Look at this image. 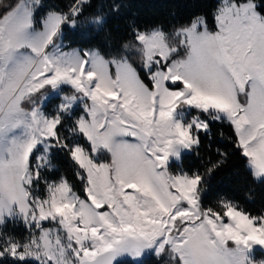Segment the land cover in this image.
I'll use <instances>...</instances> for the list:
<instances>
[{"label": "snow or ice", "instance_id": "obj_1", "mask_svg": "<svg viewBox=\"0 0 264 264\" xmlns=\"http://www.w3.org/2000/svg\"><path fill=\"white\" fill-rule=\"evenodd\" d=\"M87 3L40 15L43 0H0V264H142L147 253L264 264V214L203 202L223 159L173 169L212 121H227L264 181V0H216L211 24L132 26L113 54L64 43L66 27L106 22L83 18ZM57 152L76 166L79 191L45 176ZM10 222L27 235L6 231Z\"/></svg>", "mask_w": 264, "mask_h": 264}, {"label": "trees", "instance_id": "obj_2", "mask_svg": "<svg viewBox=\"0 0 264 264\" xmlns=\"http://www.w3.org/2000/svg\"><path fill=\"white\" fill-rule=\"evenodd\" d=\"M43 3L47 7L67 11L73 0H43ZM117 4L119 11H113V6ZM215 4L216 0H88L83 18L103 13L106 22L102 27L92 25L78 26L75 29L66 27L64 40L68 47H96L103 54H113L121 49L123 42L131 39L132 26L140 28L161 26L171 30L188 23L198 15L206 16L211 24ZM65 91L70 89L66 87ZM49 105H46V108ZM78 110L76 109V113ZM210 129V134H201L199 148L182 156L179 167L189 172H204L212 163L223 159V164L208 177L203 202L216 207L218 200L226 198L252 214H263L264 181L254 179L247 168L246 158L235 146L233 126L227 121H212ZM222 153L226 155L222 156ZM53 163L56 167L45 172L46 175L52 179L66 176L79 191L81 184L75 176L76 166L71 158L66 153L57 152ZM5 230L18 237L27 235L22 223L10 222ZM141 262L166 264L165 257H157L155 254L144 257Z\"/></svg>", "mask_w": 264, "mask_h": 264}, {"label": "rangeland", "instance_id": "obj_3", "mask_svg": "<svg viewBox=\"0 0 264 264\" xmlns=\"http://www.w3.org/2000/svg\"><path fill=\"white\" fill-rule=\"evenodd\" d=\"M44 4V3H43ZM48 10H59V9H57V8H55V7H52V6H49V7H47V5H45L44 4V7L40 10V15H43L45 12H47ZM97 15V14H96ZM93 15H91V16H89V17H92ZM95 16V15H94ZM105 16V15H104ZM64 43L66 44V42H65V40H64ZM73 48H81V49H97L96 47H80V46H75V47H73ZM67 92V91H66ZM58 97V99H55V98H57ZM60 103V97L59 96H51L50 97V99L49 100H47L46 102H45V104L46 105H49V107L48 108H46V110L48 111V112H54L55 110H56V108H57V105ZM77 109H79V108H77ZM81 114V110L79 109L78 110V112L76 113V115H80ZM182 160V159H181ZM175 164H177V165H175ZM181 164V161L180 162H178V163H174L173 164V169L174 170H178V169H180V167H179V165ZM56 166V165H55ZM45 174V176H47L48 177V175H46V173H44ZM49 179H52V178H50V177H48ZM60 178V177H59ZM58 178V179H59ZM53 180H56V179H53ZM223 199H226V198H223ZM227 200H229V199H227ZM264 214V213H263ZM151 254H154V253H147L144 257H146V256H148V255H151ZM144 257H142L141 258V260L142 259H144ZM255 258L257 259V260H264V250H260L259 248H258V246H257V250L255 251ZM165 262H166V264H167V259H166V257H165Z\"/></svg>", "mask_w": 264, "mask_h": 264}]
</instances>
